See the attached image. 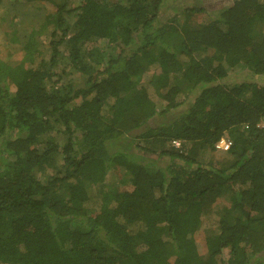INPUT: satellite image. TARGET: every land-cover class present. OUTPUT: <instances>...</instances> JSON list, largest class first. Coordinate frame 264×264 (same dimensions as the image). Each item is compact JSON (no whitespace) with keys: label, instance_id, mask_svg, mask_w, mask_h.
Wrapping results in <instances>:
<instances>
[{"label":"trees","instance_id":"trees-1","mask_svg":"<svg viewBox=\"0 0 264 264\" xmlns=\"http://www.w3.org/2000/svg\"><path fill=\"white\" fill-rule=\"evenodd\" d=\"M14 1L55 9L0 60V264H264V0Z\"/></svg>","mask_w":264,"mask_h":264},{"label":"rangeland","instance_id":"rangeland-1","mask_svg":"<svg viewBox=\"0 0 264 264\" xmlns=\"http://www.w3.org/2000/svg\"><path fill=\"white\" fill-rule=\"evenodd\" d=\"M231 0H201L203 5L208 8L210 11H217L220 9V7L226 5ZM81 2V0H71V6H76ZM188 1L184 0H176L175 3L172 5H184ZM3 4L12 8V16H9L5 18L0 23V60L9 64V63H18L22 61L25 58L26 51L23 49L22 43H25L28 39V35L31 34L30 30L33 28H36V30L40 29V26H42V23L46 22V14L48 12V9H50L51 5L45 4H38V3H28V4H18L14 0H3ZM54 10L55 8H51ZM44 22V23H45ZM41 23V24H40ZM43 23V24H44ZM47 30L45 29L44 32L39 34V37L42 39L48 38ZM112 56H117V51H111L110 53ZM51 55V52L49 51L44 55L45 59H49ZM35 58V57H33ZM26 65H32L37 66L40 63L39 58H35V60L28 59L26 61ZM230 72L234 75L236 81L242 82V81H251L252 79L250 77H247L246 74L249 73V70L246 69L244 66H237L230 70ZM153 73L146 72L143 74L141 79V85H147L149 80L152 78ZM59 76H56V79ZM70 77V76H69ZM65 80L67 78L65 77ZM64 81L62 77V84ZM68 81V80H67ZM168 120V119H166ZM154 121V120H153ZM163 121V119L157 118L154 122ZM151 124V123H150ZM141 129L133 131L132 133L128 135H136V133H139ZM121 136L118 138V141L115 145L117 149L121 150H127L130 148V142L131 139L129 136ZM47 136H45L46 138ZM58 139L62 142L64 141L65 137L62 135H58ZM135 142H138V140H135ZM132 149V148H131ZM134 150V149H132ZM138 152V151H135ZM226 152L219 150L215 147V149H211L209 147H206V151L203 153H200V159L205 162H222L226 159ZM46 176V175H42ZM128 175H125L123 177L124 181H128ZM89 192L91 194L95 193V187L90 186Z\"/></svg>","mask_w":264,"mask_h":264},{"label":"built area","instance_id":"built-area-1","mask_svg":"<svg viewBox=\"0 0 264 264\" xmlns=\"http://www.w3.org/2000/svg\"><path fill=\"white\" fill-rule=\"evenodd\" d=\"M261 126L264 127V121L261 123ZM175 145H179V141H173ZM231 141L227 137H221L217 142H216V148L222 151H226L230 148Z\"/></svg>","mask_w":264,"mask_h":264}]
</instances>
